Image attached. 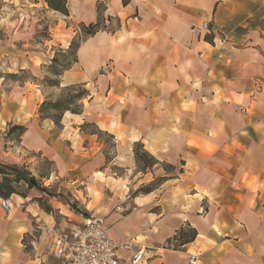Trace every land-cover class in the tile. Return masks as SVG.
<instances>
[{"label": "crops", "instance_id": "obj_1", "mask_svg": "<svg viewBox=\"0 0 264 264\" xmlns=\"http://www.w3.org/2000/svg\"><path fill=\"white\" fill-rule=\"evenodd\" d=\"M9 3L12 13L0 6V163L50 162L49 187L75 208L48 201L80 220L57 222L41 193L12 194L11 210L0 206V264H52L44 225L88 214L131 243L126 264L140 248L139 264H186L190 253L197 264H264V0H67L68 16L44 0ZM98 6L119 27L83 39L59 86L43 84L52 46L66 49ZM41 23L51 38L39 46L30 40ZM22 71L34 79L9 77ZM76 84L87 90L80 113L65 111L59 123L39 115L45 99ZM14 125L23 129L9 132ZM98 130L112 136L111 150ZM138 142L158 161L145 171ZM148 175L165 179L129 194Z\"/></svg>", "mask_w": 264, "mask_h": 264}, {"label": "trees", "instance_id": "obj_2", "mask_svg": "<svg viewBox=\"0 0 264 264\" xmlns=\"http://www.w3.org/2000/svg\"><path fill=\"white\" fill-rule=\"evenodd\" d=\"M44 2L47 5L48 9L57 11L61 13L62 15L68 16L69 10L67 5V0H44ZM129 0H122L123 4H127ZM99 11V6L97 7ZM105 18H103L100 15L99 11V17L96 22H91L88 24H80V33L75 35L72 40L70 41L68 47L66 49L59 48L56 52H54L51 60H50V66H52L53 70L51 71L52 77L44 76L42 78V83L47 86H59V77L63 73V71L69 69L71 65L76 61V51L79 47L81 41L85 39L88 36H91L95 34L99 30H106L108 32H113L116 28L119 27V21L118 19H115V25L113 27H109L104 22ZM107 20H111L110 17L107 18ZM48 65V66H49ZM25 71H22L21 73H24ZM9 77L11 78H17L19 80H25V79H34L33 76H28L27 78L20 79L19 76L15 74H10ZM76 88V89H74ZM73 89V94H67L64 97L57 99V100H51V99H45L40 105H39V115L41 117H50L53 119L55 123H59L62 114L65 111H69L71 113H80L82 110V102L81 100L87 95V90L81 85H70L65 87V91H70ZM49 110H53L56 112V114H50ZM15 129H23L22 126L14 125L9 127V132ZM98 137L100 138L101 134H104L107 136L108 139L112 138L111 135L104 133L102 131H96ZM134 157L136 160V163L138 166H142L144 170L151 168L154 164H156L158 161L157 159L151 155L149 152H147L143 145L141 143H136L133 148ZM169 167H172L171 165H168ZM181 171V169H179ZM165 177H160L159 181L154 186H146L141 187L137 189L134 193H147L152 191L154 188H156ZM24 182L26 186L29 189H36L41 194L47 196L48 198H52L56 195L54 193H51L48 188L42 186L36 178L30 174V172L22 167H18L16 165H9L0 163V198H9L12 194H18L22 197H25L26 194L24 193H18L14 187V183L17 182ZM43 195L41 197L36 198L37 202L39 203L40 207L47 213L52 212V207L48 203L46 199H44ZM60 200L68 204L72 209H74V204L70 201H67L63 198H60ZM85 214V213H84ZM195 235L194 231L189 232V238L192 239Z\"/></svg>", "mask_w": 264, "mask_h": 264}, {"label": "built area", "instance_id": "obj_3", "mask_svg": "<svg viewBox=\"0 0 264 264\" xmlns=\"http://www.w3.org/2000/svg\"><path fill=\"white\" fill-rule=\"evenodd\" d=\"M1 208L8 213L13 202L0 198ZM44 233L49 239V255L52 264H126L123 252L131 250L130 242L118 243L110 237L102 217L89 215L78 224L65 227L45 224ZM140 248L129 256L132 264L143 259ZM198 255L190 253L186 264H197ZM40 264V263H39Z\"/></svg>", "mask_w": 264, "mask_h": 264}, {"label": "rangeland", "instance_id": "obj_4", "mask_svg": "<svg viewBox=\"0 0 264 264\" xmlns=\"http://www.w3.org/2000/svg\"><path fill=\"white\" fill-rule=\"evenodd\" d=\"M17 3H19V0H15ZM9 0H0V6L3 7V10L4 12H8V13H12V5H9ZM38 7V11L37 13H40L41 12V9L39 8V6H36ZM20 17V15H18ZM23 16L26 18L27 15L26 13L23 14ZM43 22V21H42ZM109 27H112V23L110 22L109 24ZM52 33L53 35H59V32H57L56 29L52 28ZM5 35L3 29H0V38H2L3 36ZM50 31H48V25L47 24H44V23H41L40 24V27L37 29V34H35L32 39L30 40L31 43L35 44V45H39L41 46V44H43L44 40H47L49 38H51L50 36ZM66 37L67 36H60V39L62 40V44H65V40H66ZM60 47L56 46V45H53L52 46V49L54 50V52H56ZM62 48V47H61ZM64 49V48H63ZM48 71H49V77H52V74H51V71L53 70L52 66H47L46 68ZM46 69H41V72H36L35 74L37 75V77L41 78L42 75H43V72H45ZM28 76H31V74L27 71H25L24 73H20L19 74V78L20 79H24V78H27ZM76 89V88H74ZM73 94V89L70 90V91H65V88H60L58 90H56L54 92V96L53 98H50L51 100H57V99H60L62 97H64L65 95L67 94ZM49 113L50 114H56V112H54L53 110H49ZM88 128L90 130H94L95 131V128H93V126L91 125H88ZM101 139L106 142L108 145L107 147L109 148V150H111V147L110 145L113 144V139H108L106 135L104 134H101L100 135ZM138 170H141V171H145L142 166H138L137 167ZM161 168H162V172L163 174L165 173H171V172H174V169L172 167H169L167 164L165 163H161ZM30 172L31 175H33L36 180L44 187L48 188L49 191L51 193H54L56 195H59V198L56 199V200H59L60 198H63L67 201H70L69 199V196L63 191V190H58L57 187L55 185H52L51 187L49 182L47 181V179L49 178V176L52 174V166H51V163L46 161V160H43V159H40L39 158V161L30 169L28 170ZM161 176H152V179H150V175L147 176V178L144 179V181H142L140 184L136 185L135 186V189L134 190H131V193L129 194H135L134 192L141 188V187H146V186H154L158 183L159 181V178ZM137 182V181H136ZM138 183V182H137ZM16 191L18 193H24V194H28L29 196H33V195H39V191H37L36 189H29L26 184L24 182H17V183H14L13 184ZM44 199H46L47 201L49 200V198L45 195H43ZM62 202V201H61ZM48 203L50 204V206L52 207V212L51 214L53 215V218L57 221V222H60V221H68L67 219H70V221L72 222H77L80 220V218H76L75 215L71 214L69 216L67 215H64L62 213H60V211L56 208L53 207V205L51 204L50 201H48ZM88 214V213H87ZM90 215V214H88ZM87 215V216H88ZM97 216H100V215H97ZM101 217V216H100ZM187 234L189 233V230H187L186 232ZM145 258L147 257L146 254L144 256Z\"/></svg>", "mask_w": 264, "mask_h": 264}]
</instances>
